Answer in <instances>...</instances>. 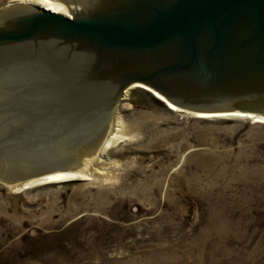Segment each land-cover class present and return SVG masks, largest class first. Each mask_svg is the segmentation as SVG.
I'll list each match as a JSON object with an SVG mask.
<instances>
[{
    "label": "water",
    "instance_id": "1",
    "mask_svg": "<svg viewBox=\"0 0 264 264\" xmlns=\"http://www.w3.org/2000/svg\"><path fill=\"white\" fill-rule=\"evenodd\" d=\"M50 1L72 20L0 13L1 183L71 170L134 82L181 114L264 116V0Z\"/></svg>",
    "mask_w": 264,
    "mask_h": 264
},
{
    "label": "rangeland",
    "instance_id": "2",
    "mask_svg": "<svg viewBox=\"0 0 264 264\" xmlns=\"http://www.w3.org/2000/svg\"><path fill=\"white\" fill-rule=\"evenodd\" d=\"M189 114L131 90L103 180L0 182V264H264V124Z\"/></svg>",
    "mask_w": 264,
    "mask_h": 264
},
{
    "label": "bare ground",
    "instance_id": "3",
    "mask_svg": "<svg viewBox=\"0 0 264 264\" xmlns=\"http://www.w3.org/2000/svg\"><path fill=\"white\" fill-rule=\"evenodd\" d=\"M16 5H24L33 7L40 11L57 15L66 20H72L67 7L60 3L50 0H10L5 5L0 8V13L6 10L9 7ZM140 89L145 92L151 93V95L163 103L168 110L172 112H182V109L178 108L176 105L168 101L163 95H161L156 90L150 88L149 86L140 83L134 82L127 86L123 92L120 100L122 98H126L131 90ZM195 117L202 120L209 119H234V118H243L249 119L253 121L252 123H263L264 124V116L255 113H245V112H221V113H194ZM121 123L117 122L114 125L109 133H107L106 137L101 141L99 146L89 155L83 157L85 159L79 160L71 170L66 172H52L37 176L35 178L28 179L23 182H15L12 185V188L16 190H26L27 188H33L41 184H56L61 183L68 180L74 179H82L89 180L90 178L103 180L102 177L103 172H105L106 161L108 160L106 157V152L109 150L120 138H122L121 131Z\"/></svg>",
    "mask_w": 264,
    "mask_h": 264
},
{
    "label": "trees",
    "instance_id": "4",
    "mask_svg": "<svg viewBox=\"0 0 264 264\" xmlns=\"http://www.w3.org/2000/svg\"><path fill=\"white\" fill-rule=\"evenodd\" d=\"M183 96L186 97V98H189V99H192V98H193L192 96H190V95L187 94V93H183ZM191 97H192V98H191ZM203 99H204V97H203ZM257 101H263V102H264V99H259V100H257ZM241 108L251 109V108H248V107H241Z\"/></svg>",
    "mask_w": 264,
    "mask_h": 264
}]
</instances>
